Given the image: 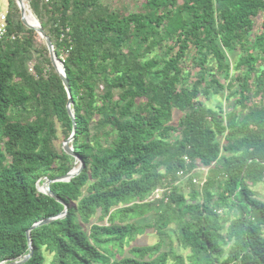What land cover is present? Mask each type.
<instances>
[{"label":"trees","instance_id":"1","mask_svg":"<svg viewBox=\"0 0 264 264\" xmlns=\"http://www.w3.org/2000/svg\"><path fill=\"white\" fill-rule=\"evenodd\" d=\"M30 7L64 64L85 167L51 185L68 215L29 237L65 209L38 183L78 165L55 146L59 128L65 139L74 129L62 78L9 0L17 39L0 41V264L31 244L23 264H264V201L253 190L264 185V0H145L126 14L107 0ZM223 91L228 110L200 98ZM148 229L157 244L130 246Z\"/></svg>","mask_w":264,"mask_h":264},{"label":"rangeland","instance_id":"2","mask_svg":"<svg viewBox=\"0 0 264 264\" xmlns=\"http://www.w3.org/2000/svg\"><path fill=\"white\" fill-rule=\"evenodd\" d=\"M107 2L109 4H111V6H112L111 10L112 11L119 10L124 14L129 13V12H136L138 10H141L143 8V6H145V0H107ZM24 3L30 9V11L33 13V15L36 17V15L34 14L33 10L30 7V0H24ZM0 9L2 11L6 12L9 9V0H0ZM261 20H262V16H258L257 18H255V32L259 31ZM39 41H41L40 37L37 36V43H39ZM227 55H228L230 65H231V67H233L235 64V61H237L239 56L236 54V52L235 53H229L228 52ZM190 70H191V72H194V70L192 68H189V71ZM231 73H232V76L236 75L233 70H231ZM220 82L224 85H227V81H225L224 78H220ZM227 95H228V91H223L221 93L219 92L217 94H214L210 99H206V97L204 95H201L200 98L203 99L204 101H206L207 105L211 106V107H215V105L221 101L223 108L225 110L226 109L228 110V106H229L230 102L226 101ZM180 117H181V113L175 114L173 121L177 122ZM66 140L67 139L64 138V134L62 133V130L59 128L58 139L55 141V146H56L57 150H59V151L63 150V144ZM76 164L79 165V161H76ZM77 167L78 166H76V168ZM197 172L198 173L196 176L204 177L206 170L201 169V170H197ZM185 181H186V177H182L180 182H178V183L181 186V192H183V194L188 197L189 189L186 186V184H184ZM198 181H200V180L198 179ZM40 184H42V183H40ZM253 190L256 193V198L264 201V185L259 184V185L255 186L253 188ZM162 194L163 193H161V195ZM97 217L94 218V220L92 221L93 223L97 222ZM150 217H152V213L148 217H145L144 219H140L138 221V223H140L141 225H145L148 222V219ZM105 223L106 222H104V224ZM168 230L171 233V241L173 242V246H174L175 251L179 254H183L184 256L189 254L188 250L186 251V250L182 249V247L179 245V243L176 239L175 227L173 225H170ZM158 241H159V239H158V235L156 234V232L153 229H148L145 234L138 236L137 239L134 242H132L130 246H152V245L157 244ZM166 243L168 244L169 241L167 240ZM128 250H129V248L127 249V251ZM163 250H167V247H164Z\"/></svg>","mask_w":264,"mask_h":264},{"label":"water","instance_id":"3","mask_svg":"<svg viewBox=\"0 0 264 264\" xmlns=\"http://www.w3.org/2000/svg\"><path fill=\"white\" fill-rule=\"evenodd\" d=\"M16 4L20 10V14H21V21L22 23L29 29L34 30L45 42L50 57H51V61L53 66L55 67V69L57 70V72L60 74L63 84L66 88V91L69 95V102L67 105V110L68 113L70 115V117L72 118V120L74 121V129H73V133L72 135L64 142L63 144V150L73 156L77 161H79V165L77 168H74L71 172H69L68 174L55 178L53 180L50 179H46L42 184H40V182L38 183V190L46 195L51 196L52 198L56 199L58 202L65 204V202L61 199V197L57 196L52 190H51V185L53 183L56 182H70L73 178L77 177L84 169L85 167V163L83 161V159L74 151V148L72 146V143L75 140V135L77 132V125L75 122V114L73 111V98L71 95V86H70V82L67 78L66 72H65V68H64V64L63 62L58 58L56 52H55V48L53 45L52 40L50 39L49 36L44 34V29L40 23V21L37 19V17L34 16V18L32 19L33 21L29 20V18L26 16L27 13V9H26V5L24 3V0H16ZM31 17H33V15H31ZM41 185V186H40ZM69 212V206L65 204V209L64 211L57 215L56 217H52V218H46L36 224H34L28 231L27 234L30 237V234L33 230L42 227L44 225H48L50 223H52L53 221L59 219V218H65L68 215ZM34 248L31 244V253L27 256H25L22 260L20 261H14L11 263H1V264H23L25 263L27 260H29L33 254Z\"/></svg>","mask_w":264,"mask_h":264},{"label":"built area","instance_id":"4","mask_svg":"<svg viewBox=\"0 0 264 264\" xmlns=\"http://www.w3.org/2000/svg\"><path fill=\"white\" fill-rule=\"evenodd\" d=\"M9 10V9H8ZM8 10L6 12L2 11L0 9V41H3L4 39H10V40H16L17 39V35L16 34H9L8 33ZM66 32H69V29H66ZM64 37V35H63ZM30 71L34 73V69L33 66L30 67ZM187 161L188 159L185 158ZM207 172V170H206ZM179 176L181 177H186L187 179V175H185V173L183 171L179 172ZM193 182L199 185H203L205 182V179H201L200 181H198L197 178H194ZM165 191V189H157L153 195L150 197L149 201H153L156 199L161 198V193H163Z\"/></svg>","mask_w":264,"mask_h":264},{"label":"bare ground","instance_id":"5","mask_svg":"<svg viewBox=\"0 0 264 264\" xmlns=\"http://www.w3.org/2000/svg\"><path fill=\"white\" fill-rule=\"evenodd\" d=\"M27 9V13L26 16L29 18V20L33 21L32 19L34 18L33 13L30 11V9L26 6ZM31 15H33V17H31Z\"/></svg>","mask_w":264,"mask_h":264}]
</instances>
